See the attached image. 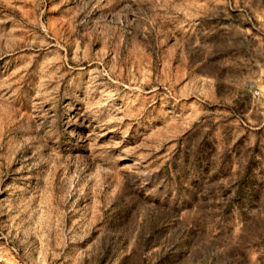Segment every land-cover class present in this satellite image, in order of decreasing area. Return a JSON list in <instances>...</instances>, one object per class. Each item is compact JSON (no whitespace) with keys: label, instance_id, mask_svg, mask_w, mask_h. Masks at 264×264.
Here are the masks:
<instances>
[{"label":"rangeland","instance_id":"rangeland-1","mask_svg":"<svg viewBox=\"0 0 264 264\" xmlns=\"http://www.w3.org/2000/svg\"><path fill=\"white\" fill-rule=\"evenodd\" d=\"M0 264H264V0H0Z\"/></svg>","mask_w":264,"mask_h":264}]
</instances>
